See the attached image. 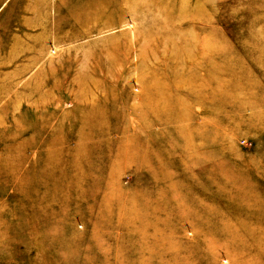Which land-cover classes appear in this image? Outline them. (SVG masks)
Masks as SVG:
<instances>
[{
	"label": "rangeland",
	"instance_id": "obj_1",
	"mask_svg": "<svg viewBox=\"0 0 264 264\" xmlns=\"http://www.w3.org/2000/svg\"><path fill=\"white\" fill-rule=\"evenodd\" d=\"M151 1L0 0V264H264V0Z\"/></svg>",
	"mask_w": 264,
	"mask_h": 264
},
{
	"label": "bare ground",
	"instance_id": "obj_2",
	"mask_svg": "<svg viewBox=\"0 0 264 264\" xmlns=\"http://www.w3.org/2000/svg\"><path fill=\"white\" fill-rule=\"evenodd\" d=\"M152 2V5L153 6H156V7H161V9H163L164 8V6L162 5V4H164L163 3V0H153V1H151ZM41 7V6H40ZM75 10V9H74ZM32 12H34V13H36V15H35V18L34 19H39L40 20V18L39 17H41V14H39L38 13V10H36V9H32L31 10ZM39 12H41V10L39 9ZM166 16V20H168L169 18H171L172 17V11H171V9H169V7H168V5H167V14L165 15ZM177 17V16H176ZM178 18V17H177ZM184 18V17H183ZM57 21L58 22H60V23H62V20H58L57 19ZM162 24V23H161ZM24 27H27V28H29V29H33L34 27H36L37 25H35V24H31L30 22H27V23H25V24H22ZM30 25H34V26H30ZM156 29V28H155ZM160 29V28H159ZM163 29V28H162ZM145 33H141V34H139V35H143L142 37H144V36H148V34H151V31H147V30H145L144 31ZM176 31L175 30H172L171 32H168L167 30H160V31H158L157 33H158V36H159V39L160 40H163V41H165V39L166 38H169V37H173L175 34ZM177 33V32H176ZM153 37V36H152ZM182 38V42H184L183 44L185 45V50L188 52V54L192 51V49H190V45H189V43L187 44V41H185V38L182 36L181 37ZM150 39V38H149ZM175 39V38H174ZM151 40V39H150ZM167 40V39H166ZM202 43H204V41H202ZM174 46V48H171V50H175L176 48H178V46L177 45H173ZM183 49H181L182 51H185L184 50V47L183 46H181ZM203 49H204V46H203ZM111 51H114L113 49L112 50H110V52ZM181 51V52H182ZM184 53V52H183ZM193 53H194V51H193ZM113 54H115V52H113ZM195 54V53H194ZM116 55V54H115ZM187 57V56H186ZM190 57V56H189ZM201 57V56H200ZM201 63H202V61H200ZM190 62L189 61H184V63H183V66H188V64H189ZM201 67H202V65H197V68H199V69H201ZM189 82H192V80H188ZM26 85V84H25ZM30 85V84H29ZM91 115V114H90ZM91 118H92V116H91ZM93 119V118H92ZM197 137H200L199 135L197 136Z\"/></svg>",
	"mask_w": 264,
	"mask_h": 264
}]
</instances>
